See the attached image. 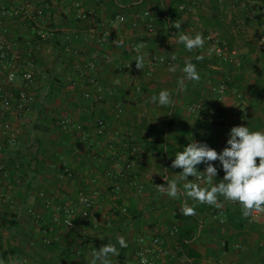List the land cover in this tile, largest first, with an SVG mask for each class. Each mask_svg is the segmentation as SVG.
<instances>
[{
  "label": "crops",
  "instance_id": "0c3cea01",
  "mask_svg": "<svg viewBox=\"0 0 264 264\" xmlns=\"http://www.w3.org/2000/svg\"><path fill=\"white\" fill-rule=\"evenodd\" d=\"M1 8L9 11L0 18L4 95L15 98L19 90L33 95L28 111L13 105L7 114L22 130L16 145L0 135V258L6 264H89L92 247L107 243L119 249L109 257L114 264H130L143 235L160 237L167 251L155 264H264V213L249 223L236 214L240 204L219 197L222 207L216 208L189 198L196 214L186 216L183 196L173 199L155 188L166 183L163 175L171 180L182 172L171 164L190 142L219 153L234 126L264 132V0H0ZM148 10H153L151 33L150 19L143 16ZM212 16L214 24L206 26ZM176 20L179 32L202 34V49L189 52L176 42L178 32L169 27ZM249 26L260 32L257 42L249 38ZM206 33L232 38L239 64L221 63ZM154 54L170 64L149 69ZM13 55L21 57L17 63ZM137 55L145 57L143 70L135 66ZM189 59L200 80L185 79L181 90L177 81ZM12 64L23 70L32 65L33 81L19 77L9 84ZM225 72L233 74L234 86L219 101L212 85ZM164 89L171 92V106L151 102ZM193 105L202 110L192 111ZM62 118L72 122L67 132L59 126ZM98 119L106 122L104 136L95 133ZM212 163L218 183L225 173L219 161ZM80 193L93 202L85 236L67 229L56 211L76 205ZM242 219L247 223L240 229ZM45 232L52 246L44 243ZM121 236L126 248L117 243ZM177 237L186 238L185 249Z\"/></svg>",
  "mask_w": 264,
  "mask_h": 264
},
{
  "label": "clouds",
  "instance_id": "9594fccd",
  "mask_svg": "<svg viewBox=\"0 0 264 264\" xmlns=\"http://www.w3.org/2000/svg\"><path fill=\"white\" fill-rule=\"evenodd\" d=\"M181 25L177 20L169 25L178 32L176 42L182 44L189 52L202 49L205 43L202 34L197 33L193 37L179 32ZM172 59H176L175 55ZM196 59L202 60L203 57L198 55ZM144 64L145 57L137 55L136 68L143 70ZM168 71L174 73L176 67L170 66ZM181 71L184 77L177 81L181 90L185 88V79L195 82L200 80V75L191 59L185 61ZM150 99L151 102L158 103L162 107L171 106L173 103L171 92L167 89L161 90L158 96L153 95ZM229 137L228 147L219 153L206 143L190 142L182 151L175 153V159L171 164L172 168H180L182 172L173 175L175 179L171 180L167 174L163 175L162 178L166 183L155 186L160 194H166L170 198L180 199L182 196L185 198L181 207L183 215L196 214L195 204L189 206V198L199 204L220 208L222 204L219 197H223L226 201L238 202L245 218L254 213H264V132L251 131L248 126H234L230 130ZM215 161L220 162L225 173L218 183H213L218 172L212 163ZM202 163L206 165L203 172L197 169V166ZM189 177L195 178L198 182L189 180ZM181 181L183 182L182 187L180 186ZM201 183L211 185V187H201ZM117 243L120 248L127 247L123 236L117 238ZM118 255L119 249L112 243L101 246L99 250L92 247L89 253V264H111L109 257ZM0 264H6L5 259L0 258Z\"/></svg>",
  "mask_w": 264,
  "mask_h": 264
},
{
  "label": "built area",
  "instance_id": "2783aa9c",
  "mask_svg": "<svg viewBox=\"0 0 264 264\" xmlns=\"http://www.w3.org/2000/svg\"><path fill=\"white\" fill-rule=\"evenodd\" d=\"M9 11L5 8L0 9V18L6 17ZM38 15H42L43 10L40 9ZM145 18L150 19V22L147 25L148 32L154 31V23L153 20V10H148L144 12L143 15ZM120 23L126 22V17L124 15H119L117 17ZM43 39H48V35L46 33L40 34ZM205 40L209 44V49L213 52L215 57L223 64L236 66L240 62V54L236 49H229L226 45H224L221 39L213 34H208L205 36ZM123 43V42H122ZM131 49L137 51V48L131 45ZM4 57V54H2ZM19 55H13L12 61L17 63L20 60ZM30 62V61H29ZM30 64V63H28ZM147 66L149 69H152L155 65L165 64L169 65L170 61L163 55L154 54L147 60ZM32 67V65H30ZM129 66V65H127ZM28 68L26 70L20 69V67L16 64L10 65V69L8 71L6 81L9 84H13L20 77L25 82L33 81V70L32 68ZM90 69H94L96 67V62H91L88 64ZM131 68V67H129ZM234 86V76L230 72H225L222 74L213 85L212 90L216 95L217 100H222L229 92L233 90ZM237 100L242 103L243 95L241 93H236ZM33 101V95H31L26 90H19L15 98L5 96L4 95V87L0 83V135L5 136L7 139V143L10 145H16L20 135L21 128L19 126L14 125L11 121L7 119V114L13 108V105H16V109L20 112H25L30 109V104ZM242 106V104H239ZM192 111L200 112V105H193L191 107ZM215 111H213L214 113ZM59 126L63 131H69L72 122L69 118H62L59 121ZM95 133L98 136H104L107 133L106 122L103 119H98L96 122ZM230 137L227 136L225 140V146L227 145V140ZM68 177H72V173L67 171ZM232 204H239L238 202H232ZM93 202L91 198L85 193H80L77 197L76 205H60L56 208V211L63 215L62 224L69 230L75 231L76 233H82L84 236L88 235V230L85 227V222L88 221L91 217ZM223 210H220L219 213H223ZM263 213H254L252 216L248 217L249 223H254ZM44 243L50 245L52 240L49 238L47 233H44ZM136 250H135V261L130 264H155L157 259L160 256L167 255V251L162 247V240L158 236L151 235H143L137 238L136 241ZM111 264H114L112 260H110ZM38 264V263H37ZM55 264H63L62 262H56Z\"/></svg>",
  "mask_w": 264,
  "mask_h": 264
},
{
  "label": "trees",
  "instance_id": "16d2710c",
  "mask_svg": "<svg viewBox=\"0 0 264 264\" xmlns=\"http://www.w3.org/2000/svg\"><path fill=\"white\" fill-rule=\"evenodd\" d=\"M216 8H218V6L215 4L214 5ZM215 18H216V16H215ZM220 22V21H219ZM206 26H211V25H213L214 24V17L212 16L211 17V19H209V20H207L205 23H204ZM226 33V32H225ZM208 34H210V33H206V35H208ZM219 34V33H218ZM205 35V36H206ZM216 36H218V35H216ZM219 38L221 39V41H222V43L224 44V45H226L229 49H236L235 48V46L233 45V42H232V38L230 39L229 38V40L228 39H226L225 37H222V36H219ZM237 50V49H236ZM236 214H239L240 215V217H244L243 215H242V211L240 210V209H238L237 211H236ZM247 223V221H246V219H242V225H241V227H239L240 229L241 228H243L244 227V225ZM186 238H180V237H177V239H176V242H177V244H179L180 245V247H182V248H184L185 249V247H186V240H185ZM49 246H52V245H49ZM13 251V250H12ZM190 257V256H189ZM191 258V257H190Z\"/></svg>",
  "mask_w": 264,
  "mask_h": 264
},
{
  "label": "rangeland",
  "instance_id": "374dc122",
  "mask_svg": "<svg viewBox=\"0 0 264 264\" xmlns=\"http://www.w3.org/2000/svg\"><path fill=\"white\" fill-rule=\"evenodd\" d=\"M255 9H249V10H247L248 12L249 11H254ZM250 17V16H249ZM253 17H255V15L253 14ZM251 19V18H250ZM250 28H249V30L247 31V34H248V36H249V38L252 40V42L254 41V42H257L260 38H261V36H260V32L258 33L257 32V30H255V28L253 27V26H249Z\"/></svg>",
  "mask_w": 264,
  "mask_h": 264
}]
</instances>
